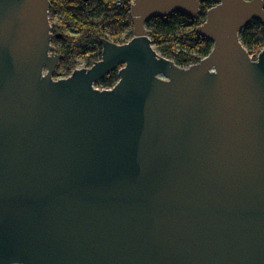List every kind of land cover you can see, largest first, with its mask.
Listing matches in <instances>:
<instances>
[{"label":"water","instance_id":"1","mask_svg":"<svg viewBox=\"0 0 264 264\" xmlns=\"http://www.w3.org/2000/svg\"><path fill=\"white\" fill-rule=\"evenodd\" d=\"M212 1L196 63L145 23L200 0H134L128 41L54 79L51 0H0V264H264V0Z\"/></svg>","mask_w":264,"mask_h":264},{"label":"trees","instance_id":"2","mask_svg":"<svg viewBox=\"0 0 264 264\" xmlns=\"http://www.w3.org/2000/svg\"><path fill=\"white\" fill-rule=\"evenodd\" d=\"M55 1L54 6L58 7L61 18L59 23L52 24L51 30L52 43H60L59 47L56 46L57 52L62 54L57 65L59 69L68 65L75 69L76 57H83L93 64L101 56V38L117 43L127 41L121 39L122 32L130 27L127 5L115 6V0H94L91 6L81 0ZM200 3V12L195 17L173 12L164 18L153 17L145 23L147 33L153 42H157L161 53L172 54L173 61L181 66L198 62L212 48V41L201 37L196 28L203 23L206 10L213 5V1L200 0ZM128 35L132 37L130 32ZM240 40L255 58L254 50L264 44V24L258 20L250 21L240 30ZM117 79V71L113 70L98 82L104 87H111Z\"/></svg>","mask_w":264,"mask_h":264},{"label":"rangeland","instance_id":"3","mask_svg":"<svg viewBox=\"0 0 264 264\" xmlns=\"http://www.w3.org/2000/svg\"><path fill=\"white\" fill-rule=\"evenodd\" d=\"M51 1H53V5H52V7H51V4H50V9H49V14H48V17H49V22H50V24H51V26H52V24H54V23H59V19L61 18V14H60V12H59V10H58V7H56V6H54V4H56V3H54V2H56L55 0H51ZM88 5L89 6H91V5H93L94 4V0H89L88 2ZM146 30H147V28H146ZM148 30H150V29H148ZM66 31V30H65ZM128 32H130L131 33V36H132V34H133V26H132V23H131V20H130V27L128 28V30L127 31H124V32H122V34H121V39L122 40H129L130 38V36L128 35ZM148 36L150 37V35L148 34ZM128 38V39H127ZM150 40H151V42H152V47L158 52V54H160L161 56H163V57H166V58H169V59H172L173 60V56H172V54H170L169 56H167V55H164V54H162L161 53V51L158 49V46H157V42H153L152 40H153V38L152 37H150ZM112 41V40H111ZM126 42V41H125ZM51 43H52V41H51ZM115 43H117V42H115ZM124 43V42H123ZM53 44V43H52ZM118 44H120V43H118ZM54 45V44H53ZM55 51H57L56 50V46L57 47H59L60 46V43L59 42H57L55 45ZM261 49V48H260ZM260 49H257V50H254V54L255 55H257V53L259 52V50ZM254 56V55H253ZM101 57V56H100ZM100 59V58H99ZM98 59V60H99ZM75 62H76V64H75V67L74 68H89L92 64L89 62V61H87L85 58H83V57H76L75 58ZM181 66V65H180ZM72 70H73V68L71 67V66H67V67H64V68H62V69H59L58 68V66L56 67V69H55V71L53 72V77H54V79H57V78H62V77H67L71 72H72ZM117 71V70H116ZM95 86L96 87H98V88H107V87H104L102 84H100L99 82H96L95 83Z\"/></svg>","mask_w":264,"mask_h":264},{"label":"built area","instance_id":"4","mask_svg":"<svg viewBox=\"0 0 264 264\" xmlns=\"http://www.w3.org/2000/svg\"><path fill=\"white\" fill-rule=\"evenodd\" d=\"M134 0H115L114 5L119 7H124L123 5H127L129 7L128 11L130 12V7Z\"/></svg>","mask_w":264,"mask_h":264},{"label":"clouds","instance_id":"5","mask_svg":"<svg viewBox=\"0 0 264 264\" xmlns=\"http://www.w3.org/2000/svg\"><path fill=\"white\" fill-rule=\"evenodd\" d=\"M50 9V8H49Z\"/></svg>","mask_w":264,"mask_h":264}]
</instances>
